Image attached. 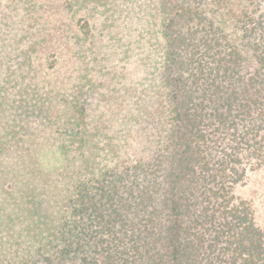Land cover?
Segmentation results:
<instances>
[{
    "label": "trees",
    "instance_id": "16d2710c",
    "mask_svg": "<svg viewBox=\"0 0 264 264\" xmlns=\"http://www.w3.org/2000/svg\"><path fill=\"white\" fill-rule=\"evenodd\" d=\"M86 1L121 16L98 32L107 28L113 50L123 45L127 65L112 77L126 85L93 118L86 93L100 83L86 71L58 100L54 80L33 86L40 93L20 113L60 127L59 142L30 134L13 157L7 144L23 133L0 117V264H264L263 207L240 192L264 170V5L150 0V25L139 29L111 0L66 4ZM85 26L75 24L83 44L69 51L79 65L88 40L99 41L97 25ZM30 36L29 55L49 38ZM93 49L100 66L113 59L97 57L102 44ZM139 54L143 66L127 68ZM1 93L0 116L13 103Z\"/></svg>",
    "mask_w": 264,
    "mask_h": 264
},
{
    "label": "rangeland",
    "instance_id": "374dc122",
    "mask_svg": "<svg viewBox=\"0 0 264 264\" xmlns=\"http://www.w3.org/2000/svg\"><path fill=\"white\" fill-rule=\"evenodd\" d=\"M111 1L115 2L120 9H124L122 15L131 12L130 18L134 21L135 28L141 29V27L145 28L150 25L148 19L144 18L149 16L150 0ZM86 2L80 7L69 9L66 0H0V90L2 91V98L13 100V103L9 102L10 105L5 106L0 117L1 121L10 126L12 125V130L23 133L22 141L14 139L11 144H7L5 152H9L12 155L10 157L26 148V145L22 144L28 140L27 137L30 134L40 144L49 141L53 144L59 142L60 127L57 128L54 123L41 118L36 113H20V110L24 111L25 107L31 104L30 101L33 100L34 94L40 93L39 89L45 90L47 86H50V81L54 80L52 89L56 93L55 98L57 100L66 95H72L76 91L81 82L79 75L85 71L94 81L100 83L99 86L86 93L88 115L91 118L98 117L101 113L102 108L99 102L103 103L106 100L104 97L107 93H112L115 88L126 85V81L115 82L112 77L113 68H115V71L120 70L122 72L125 65H127L126 58L123 57V45L118 44L119 48L113 50L108 45L109 43L104 42L109 38L107 28L102 29L101 33L98 32L102 24L107 21H110L112 25H122L121 16L115 19L113 14L110 15L106 10L105 6L101 5L95 8L92 2H90L91 4L88 1ZM136 3L140 7L139 11L133 8ZM260 5H264V0H260ZM127 8L129 10L125 11ZM139 17H142V19L140 20ZM32 19L36 24L33 28L29 23ZM77 23L78 26L87 23L88 26L83 28H88L89 31L96 28L93 24L97 25L95 31L99 41L97 39L92 42L88 40V43L84 45L89 51V61H83V64L86 65L77 64L69 54V51L74 52L83 44L82 40L75 39L74 26ZM63 29H67L69 34L73 35L72 39H64L63 33H65V30ZM25 32L27 34L32 33L29 38L37 39V35L44 37L45 33L49 38L44 46L32 51L29 55V39H25L28 38V35L22 39ZM93 43L95 45L102 44L103 52L97 57L107 53L112 54L113 59H103L100 66L98 58H93L95 54ZM45 51L50 52L46 54ZM91 57L93 60H91ZM136 57L138 56L136 55ZM142 59H144L143 56L139 54V61L136 63L131 62L132 65L127 66V68L143 66L140 62ZM150 63L154 66L153 61H150ZM59 65L62 66L59 67ZM71 65L76 70L71 71ZM77 73L79 75H76ZM55 76L58 78L54 79ZM33 86H38L39 89ZM26 95L29 96V100L25 104H20L25 100ZM43 97L45 98V96ZM20 105L24 106L20 107ZM53 106H56V104L50 102L48 109H54ZM15 115L21 117L24 121L21 120V123L17 119L12 122V116ZM46 116L49 118L47 114ZM88 122L93 125L92 120ZM0 135H3L2 132H0ZM240 192L243 195H249L251 198L253 196L252 199L262 205L263 209L260 214L262 215L261 220L264 222V170L253 174L245 185L240 188ZM254 200L253 202H255Z\"/></svg>",
    "mask_w": 264,
    "mask_h": 264
}]
</instances>
